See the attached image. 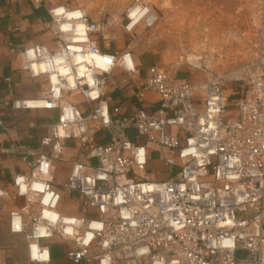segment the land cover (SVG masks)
Masks as SVG:
<instances>
[{
    "label": "built area",
    "instance_id": "1",
    "mask_svg": "<svg viewBox=\"0 0 264 264\" xmlns=\"http://www.w3.org/2000/svg\"><path fill=\"white\" fill-rule=\"evenodd\" d=\"M134 9L141 11L139 19L147 15V25L155 21L147 9ZM49 15L56 49L23 50L28 75L47 80L45 96L3 103L13 110H58L37 152L24 150L35 175L13 180L17 195L27 201L29 190L40 207L27 237L30 259L44 261L37 239L59 233L73 243L66 258L75 264H264V76L249 82L229 108L221 79L200 87L197 100L196 87L173 69L152 67L142 91L158 96L156 106L129 115L120 108L109 112L102 100L105 86L116 67L134 73L130 51L102 52L105 24L78 9L61 6ZM127 19L129 29L139 21ZM72 94L82 98L86 113L64 101ZM229 109L235 116L225 121ZM129 128L137 133L136 143L113 134ZM103 131L107 143L91 145L96 163L73 162L65 183L97 216L62 218L56 213L53 163L68 142L85 147ZM150 145L165 165V180L138 176ZM10 230L22 231L20 213L10 214ZM238 250L242 260L235 257Z\"/></svg>",
    "mask_w": 264,
    "mask_h": 264
},
{
    "label": "crops",
    "instance_id": "2",
    "mask_svg": "<svg viewBox=\"0 0 264 264\" xmlns=\"http://www.w3.org/2000/svg\"><path fill=\"white\" fill-rule=\"evenodd\" d=\"M72 0H0V264H75L66 258V252L72 250V242L62 238L59 233L37 239L38 246L46 252L44 261L30 259L27 237L30 228L39 215V204L34 195L27 190V201L17 195L13 180L17 176L30 178L35 175L24 160V150L37 152L39 141L46 134V126L56 123L58 110L20 109L5 107L4 102L36 101L46 94L48 83L45 77L31 78L24 69L23 50L36 45L47 51L56 49L53 39V26L49 12L55 8L70 7ZM104 41L99 44L102 51ZM102 51L114 54L113 50ZM134 73H126L116 67L111 71L110 80L103 92V102L109 112L120 108L124 115L136 110L149 111L159 101L151 91H142L148 70L154 67L149 60L140 61L131 57ZM176 72V71H175ZM179 79L194 83V77L185 78L183 72H176ZM197 90L196 99L201 100L202 92ZM142 97L139 98V94ZM64 101L76 105L80 111L87 112L88 107L79 95L64 97ZM235 111L229 109L223 119L229 121ZM182 136H180L181 138ZM109 135L104 131L97 133L85 147L75 141L68 142L63 156L53 163V188L60 199L56 213L62 218H96L94 210L88 208L86 202L78 194L66 190L65 183L70 174L72 163L81 162L94 165L96 160L91 156L92 143L105 144ZM182 140V138L180 139ZM156 148L148 146L146 166L138 176L148 180L167 179L163 162L157 159ZM20 213L22 231L11 232L10 214Z\"/></svg>",
    "mask_w": 264,
    "mask_h": 264
},
{
    "label": "rangeland",
    "instance_id": "3",
    "mask_svg": "<svg viewBox=\"0 0 264 264\" xmlns=\"http://www.w3.org/2000/svg\"><path fill=\"white\" fill-rule=\"evenodd\" d=\"M141 6L147 15L129 29L127 14ZM90 21L105 24L102 51L149 60L154 67L183 72L199 91L219 78L232 101L253 79L264 76V0H72ZM202 92V91H200Z\"/></svg>",
    "mask_w": 264,
    "mask_h": 264
},
{
    "label": "water",
    "instance_id": "4",
    "mask_svg": "<svg viewBox=\"0 0 264 264\" xmlns=\"http://www.w3.org/2000/svg\"><path fill=\"white\" fill-rule=\"evenodd\" d=\"M113 134L116 137H121V136H125L126 140H128L131 143H136V137H137V133L133 128H129L127 130H123V129H114L113 130ZM235 257L238 260H242L244 257V252L241 250H238L235 252Z\"/></svg>",
    "mask_w": 264,
    "mask_h": 264
},
{
    "label": "bare ground",
    "instance_id": "5",
    "mask_svg": "<svg viewBox=\"0 0 264 264\" xmlns=\"http://www.w3.org/2000/svg\"><path fill=\"white\" fill-rule=\"evenodd\" d=\"M140 12H141V11L137 12L136 9H133V10L129 13V16L131 17L133 24L135 23V21H137V18H138V16L140 15ZM138 14H139V15H138ZM127 15H128V14H127ZM55 218H56V215L54 214L53 217H52V219L55 220ZM35 249H36V248H34V250H35ZM33 256H34L33 258H35V251H33Z\"/></svg>",
    "mask_w": 264,
    "mask_h": 264
}]
</instances>
